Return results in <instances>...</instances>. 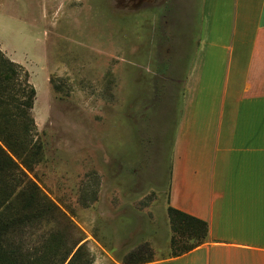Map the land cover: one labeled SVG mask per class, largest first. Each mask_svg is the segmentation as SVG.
<instances>
[{
    "label": "rangeland",
    "instance_id": "rangeland-1",
    "mask_svg": "<svg viewBox=\"0 0 264 264\" xmlns=\"http://www.w3.org/2000/svg\"><path fill=\"white\" fill-rule=\"evenodd\" d=\"M202 16V0H0V57L36 91L31 135L19 120L0 144L62 214L16 247L65 231L92 264H151L198 243L168 209L179 80ZM1 71L13 94L20 81Z\"/></svg>",
    "mask_w": 264,
    "mask_h": 264
},
{
    "label": "crops",
    "instance_id": "crops-1",
    "mask_svg": "<svg viewBox=\"0 0 264 264\" xmlns=\"http://www.w3.org/2000/svg\"><path fill=\"white\" fill-rule=\"evenodd\" d=\"M173 134L169 206L208 239L151 264H264V0H202Z\"/></svg>",
    "mask_w": 264,
    "mask_h": 264
},
{
    "label": "trees",
    "instance_id": "trees-1",
    "mask_svg": "<svg viewBox=\"0 0 264 264\" xmlns=\"http://www.w3.org/2000/svg\"><path fill=\"white\" fill-rule=\"evenodd\" d=\"M0 61L1 74L5 78L16 76L20 81L13 94H0V140L11 147L12 129L19 120L23 124L21 136L28 138L31 135L34 122L30 110L33 108L36 91L27 74L21 80L23 70L18 64L4 56L0 57ZM168 210L174 231L198 240L196 245L176 255L204 243L209 231L205 221L173 207ZM58 215L60 217L62 214L57 206L48 200L35 181L20 170L0 144V264H92L85 254L82 238L75 239L70 244L65 231L51 232L38 247L30 251L24 252L21 247H16L13 236L34 224L54 221Z\"/></svg>",
    "mask_w": 264,
    "mask_h": 264
}]
</instances>
